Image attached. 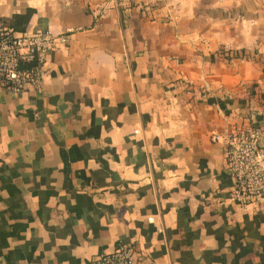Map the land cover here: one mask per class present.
<instances>
[{
  "label": "crops",
  "instance_id": "0c3cea01",
  "mask_svg": "<svg viewBox=\"0 0 264 264\" xmlns=\"http://www.w3.org/2000/svg\"><path fill=\"white\" fill-rule=\"evenodd\" d=\"M0 14L73 28L41 92L0 86V264H96L122 241L139 264H264V208L229 199L211 139L264 111V0H0Z\"/></svg>",
  "mask_w": 264,
  "mask_h": 264
},
{
  "label": "built area",
  "instance_id": "2783aa9c",
  "mask_svg": "<svg viewBox=\"0 0 264 264\" xmlns=\"http://www.w3.org/2000/svg\"><path fill=\"white\" fill-rule=\"evenodd\" d=\"M112 5L118 0H108ZM150 8L149 3L145 4ZM73 28L18 29L0 14V86L13 92H41L50 51L64 46ZM213 141L225 143L228 168L234 177L229 199L241 206L264 208V127L252 123L213 132ZM96 264H139L133 242H119L114 249L96 256Z\"/></svg>",
  "mask_w": 264,
  "mask_h": 264
},
{
  "label": "rangeland",
  "instance_id": "374dc122",
  "mask_svg": "<svg viewBox=\"0 0 264 264\" xmlns=\"http://www.w3.org/2000/svg\"><path fill=\"white\" fill-rule=\"evenodd\" d=\"M262 99L264 100V96H263ZM259 110H261V109H259ZM260 114H261V117L255 116L254 120L253 121L251 120L248 123H252V124L257 125L259 127H264V111L262 113H260Z\"/></svg>",
  "mask_w": 264,
  "mask_h": 264
},
{
  "label": "water",
  "instance_id": "95a60500",
  "mask_svg": "<svg viewBox=\"0 0 264 264\" xmlns=\"http://www.w3.org/2000/svg\"><path fill=\"white\" fill-rule=\"evenodd\" d=\"M262 145H264V144L262 143Z\"/></svg>",
  "mask_w": 264,
  "mask_h": 264
}]
</instances>
